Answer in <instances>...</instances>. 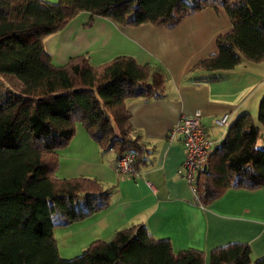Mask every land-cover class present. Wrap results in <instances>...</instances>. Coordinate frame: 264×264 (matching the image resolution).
I'll list each match as a JSON object with an SVG mask.
<instances>
[{
  "label": "trees",
  "instance_id": "trees-1",
  "mask_svg": "<svg viewBox=\"0 0 264 264\" xmlns=\"http://www.w3.org/2000/svg\"><path fill=\"white\" fill-rule=\"evenodd\" d=\"M193 1L0 0V264H205V252H175L169 239H156L145 224L94 240L73 258L61 257L55 229L106 208L113 188L104 191L87 176L57 177L60 149L83 125L100 147L115 151L116 160L134 152L131 165L140 170L146 145L134 135L126 101L163 99L167 74L129 56L95 67L82 55L57 67L44 47L47 37L83 12L125 27L175 29L203 9L223 8L232 30L217 38L218 52L198 68L229 71L244 60L264 61V0ZM263 129L264 95L257 118L239 115L200 170L201 206L230 189L264 187V145L258 146ZM251 253L247 243H229L211 251L210 264H264V258L252 261Z\"/></svg>",
  "mask_w": 264,
  "mask_h": 264
},
{
  "label": "crops",
  "instance_id": "crops-1",
  "mask_svg": "<svg viewBox=\"0 0 264 264\" xmlns=\"http://www.w3.org/2000/svg\"><path fill=\"white\" fill-rule=\"evenodd\" d=\"M69 25L44 40L45 50L57 67L70 60L65 53L60 54L63 35L72 27ZM101 26L107 37L91 43V36L86 34H95ZM231 30L223 8L203 9L175 29L125 27L110 19L92 18L89 12L77 15L75 57L87 54L95 67L120 56L133 57L141 64L160 66L167 81L163 99L136 97L126 101L134 135L146 145V164L135 176L119 174L115 154L104 172L95 173L89 168L87 177H96L108 186L112 183L116 188L109 205L75 221L71 236L58 235L55 229L63 242H75V252L94 240L111 238L121 228L145 224L156 239H169L175 252L189 248L205 252V264H210L212 250L233 242L249 244L252 261L264 258V187L253 191L230 189L208 207L201 206L190 184L178 174L185 147L178 137L170 138L182 114L201 110L202 125L217 146L229 128L219 126L218 118L230 114L231 125L239 115L254 112L257 91H264V61L244 60L229 71L198 68L199 63L218 52L217 38ZM68 40H72L71 35L65 47L69 46ZM78 130L86 133L81 125ZM103 173L111 175L112 180H105Z\"/></svg>",
  "mask_w": 264,
  "mask_h": 264
},
{
  "label": "rangeland",
  "instance_id": "rangeland-1",
  "mask_svg": "<svg viewBox=\"0 0 264 264\" xmlns=\"http://www.w3.org/2000/svg\"><path fill=\"white\" fill-rule=\"evenodd\" d=\"M194 2L193 0H190ZM72 22V21H71ZM70 22V23H71ZM69 23V24H70ZM68 24V25H69ZM70 29H68L65 34L63 35L62 41H61V50L60 54L65 53L66 56L71 58H75V19L73 22L69 25L71 26ZM72 36V40H68L69 46L65 47V41ZM88 37L91 36L92 40L91 43H93V40L96 38L98 39L101 37V40L106 38V33L104 32L103 26L101 28H97L96 33H87L86 34ZM83 38V37H82ZM31 38H28L26 41H30ZM67 43V42H66ZM85 56L88 57L86 54ZM79 57V56H78ZM140 61H146L145 58L139 59ZM94 66V65H93ZM259 91V90H258ZM257 91V95L259 96L258 102L255 105L254 112L251 114L254 116V118H257L258 115V110H259V104L260 101L264 95V91L259 94ZM80 126V125H79ZM81 128L83 131L86 133L80 134L78 133L79 130H77L75 136L72 138L70 143L60 149V166L59 169L57 170V177L59 178H71V177H76V176H88L86 174H89V168L95 172V173H102L105 171V169L110 165L112 162L113 157L115 156V151L110 148H103L102 146L100 147L98 141L86 130V128L81 125ZM259 140H258V146L264 145V131L261 133ZM101 163V164H100ZM104 163V164H103ZM113 173V172H112ZM105 174L106 178L105 180H112V176L108 175V173H103ZM114 175V173H113ZM89 178H94L99 180L96 177H90ZM101 184L104 187V191H106L108 188H113L112 189V195L111 197L115 194L114 190L116 189L112 183H109L110 185L108 186L106 182H102L99 180ZM108 181V182H109ZM80 203L81 205H86V197L85 195L80 197ZM56 219H59L57 217ZM58 229V231H57ZM56 229L58 235H63V236H71L75 233V222L70 225L66 226H61ZM56 235V233H55ZM57 235V236H58ZM56 236V239H57ZM111 238H107L106 240H110ZM58 247H59V252L61 257L70 259L83 252V250L87 247H83L80 252H75V242H68L65 241L63 242L62 239L59 238L57 239Z\"/></svg>",
  "mask_w": 264,
  "mask_h": 264
},
{
  "label": "built area",
  "instance_id": "built-area-1",
  "mask_svg": "<svg viewBox=\"0 0 264 264\" xmlns=\"http://www.w3.org/2000/svg\"><path fill=\"white\" fill-rule=\"evenodd\" d=\"M202 111L196 110L191 114H182L177 124L170 132V138L178 137L185 147V158L178 168V174L184 176L197 196V178L202 168L206 166L216 146V141L211 139L202 122ZM221 127H229L230 114L225 113L216 120ZM134 152L125 153L115 162V170L119 174L135 176L137 172L131 163L135 159Z\"/></svg>",
  "mask_w": 264,
  "mask_h": 264
}]
</instances>
